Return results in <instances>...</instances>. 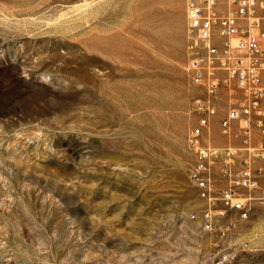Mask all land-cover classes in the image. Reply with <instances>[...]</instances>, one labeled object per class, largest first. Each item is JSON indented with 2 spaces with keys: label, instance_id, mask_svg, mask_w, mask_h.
Listing matches in <instances>:
<instances>
[{
  "label": "rangeland",
  "instance_id": "rangeland-1",
  "mask_svg": "<svg viewBox=\"0 0 264 264\" xmlns=\"http://www.w3.org/2000/svg\"><path fill=\"white\" fill-rule=\"evenodd\" d=\"M184 1L0 0V264H208L219 249L190 217L204 89ZM232 99L214 97L205 142L237 144L218 125ZM260 218L224 238L246 241L240 264H261Z\"/></svg>",
  "mask_w": 264,
  "mask_h": 264
},
{
  "label": "built area",
  "instance_id": "built-area-1",
  "mask_svg": "<svg viewBox=\"0 0 264 264\" xmlns=\"http://www.w3.org/2000/svg\"><path fill=\"white\" fill-rule=\"evenodd\" d=\"M184 14L187 70L204 89L192 100L197 126L186 137L192 155L187 177L201 202L190 217L220 237L208 264H240L246 241L224 239L235 221L260 211L264 236V0H185ZM223 89L233 99L218 118L219 130L237 135L238 142L215 146L201 130L215 116L213 100ZM215 162L217 179L211 175ZM254 250L264 264V242Z\"/></svg>",
  "mask_w": 264,
  "mask_h": 264
},
{
  "label": "crops",
  "instance_id": "crops-1",
  "mask_svg": "<svg viewBox=\"0 0 264 264\" xmlns=\"http://www.w3.org/2000/svg\"><path fill=\"white\" fill-rule=\"evenodd\" d=\"M185 2V1H184ZM182 16L184 18V30H182V40H181V43L185 44L186 42V33H185V14H184V4L182 6ZM185 47V46H184Z\"/></svg>",
  "mask_w": 264,
  "mask_h": 264
},
{
  "label": "bare ground",
  "instance_id": "bare-ground-1",
  "mask_svg": "<svg viewBox=\"0 0 264 264\" xmlns=\"http://www.w3.org/2000/svg\"><path fill=\"white\" fill-rule=\"evenodd\" d=\"M260 234H262V233H260Z\"/></svg>",
  "mask_w": 264,
  "mask_h": 264
}]
</instances>
